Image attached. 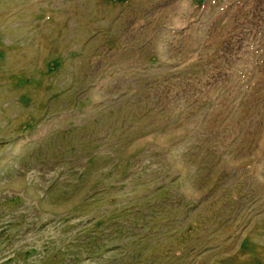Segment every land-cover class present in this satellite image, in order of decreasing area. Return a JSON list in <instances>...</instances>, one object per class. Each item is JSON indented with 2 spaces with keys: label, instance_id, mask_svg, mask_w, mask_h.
<instances>
[{
  "label": "rangeland",
  "instance_id": "obj_1",
  "mask_svg": "<svg viewBox=\"0 0 264 264\" xmlns=\"http://www.w3.org/2000/svg\"><path fill=\"white\" fill-rule=\"evenodd\" d=\"M0 264H264V1L0 0Z\"/></svg>",
  "mask_w": 264,
  "mask_h": 264
},
{
  "label": "trees",
  "instance_id": "obj_2",
  "mask_svg": "<svg viewBox=\"0 0 264 264\" xmlns=\"http://www.w3.org/2000/svg\"><path fill=\"white\" fill-rule=\"evenodd\" d=\"M264 0H261V2H263Z\"/></svg>",
  "mask_w": 264,
  "mask_h": 264
}]
</instances>
